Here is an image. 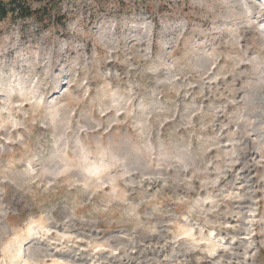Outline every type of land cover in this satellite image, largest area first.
I'll return each mask as SVG.
<instances>
[{"label": "rangeland", "instance_id": "obj_1", "mask_svg": "<svg viewBox=\"0 0 264 264\" xmlns=\"http://www.w3.org/2000/svg\"><path fill=\"white\" fill-rule=\"evenodd\" d=\"M20 2L0 264H264V0Z\"/></svg>", "mask_w": 264, "mask_h": 264}, {"label": "trees", "instance_id": "obj_2", "mask_svg": "<svg viewBox=\"0 0 264 264\" xmlns=\"http://www.w3.org/2000/svg\"><path fill=\"white\" fill-rule=\"evenodd\" d=\"M16 11H21V12L25 11L27 15L40 13V10H32L31 7H25V6L23 7L20 0H11L9 7H7L3 3H0V20L7 17L9 12L15 13Z\"/></svg>", "mask_w": 264, "mask_h": 264}]
</instances>
